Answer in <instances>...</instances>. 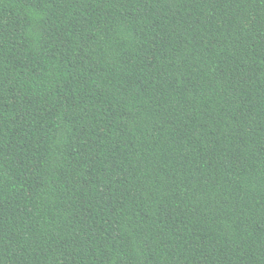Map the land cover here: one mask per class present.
Instances as JSON below:
<instances>
[{"label":"trees","instance_id":"16d2710c","mask_svg":"<svg viewBox=\"0 0 264 264\" xmlns=\"http://www.w3.org/2000/svg\"><path fill=\"white\" fill-rule=\"evenodd\" d=\"M0 264H264V0H0Z\"/></svg>","mask_w":264,"mask_h":264}]
</instances>
